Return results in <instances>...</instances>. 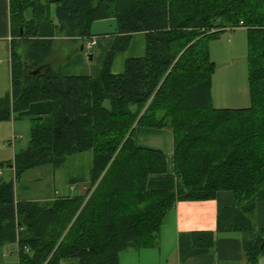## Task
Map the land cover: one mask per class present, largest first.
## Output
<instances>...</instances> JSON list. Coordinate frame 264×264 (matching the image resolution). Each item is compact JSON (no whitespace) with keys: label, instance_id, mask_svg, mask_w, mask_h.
Here are the masks:
<instances>
[{"label":"trees","instance_id":"16d2710c","mask_svg":"<svg viewBox=\"0 0 264 264\" xmlns=\"http://www.w3.org/2000/svg\"><path fill=\"white\" fill-rule=\"evenodd\" d=\"M7 2L10 95L0 98V122L32 102H49L50 113L30 121L26 146L6 165L12 178H0V249L8 246L16 264H118L120 254L156 245L176 203L227 191L234 201L218 212L217 233L239 236L246 264L264 258V229L253 219L264 203V0ZM106 19L114 40L95 77H62L44 63L57 35L90 38V25ZM238 27L246 31L248 105L214 108L207 42ZM134 34L144 38L143 55L111 74L112 57ZM136 127L170 132L172 190L146 191L147 177L166 164L163 153L135 145ZM86 150L92 165L83 195L14 201L24 171L60 169ZM212 241L207 232L182 236L179 256L203 255Z\"/></svg>","mask_w":264,"mask_h":264},{"label":"crops","instance_id":"0c3cea01","mask_svg":"<svg viewBox=\"0 0 264 264\" xmlns=\"http://www.w3.org/2000/svg\"><path fill=\"white\" fill-rule=\"evenodd\" d=\"M240 28L244 29L242 27L237 29ZM114 29L115 24L113 21L109 29H100L98 31H90L89 29L92 36L90 38L52 39L44 58V63L54 66L53 55L61 53L67 60L59 68L57 67L60 76L95 77L99 73L103 54L110 49L113 43L114 37L112 33ZM10 40L8 2L7 0H0V45L7 52L8 70ZM90 42L93 44L87 47ZM239 43V52L241 53V41ZM21 48L22 46L19 48V53ZM143 51V36L141 34L132 35L127 42L125 50L114 54L112 57L110 73L113 75L120 74L124 60L126 58L141 57ZM224 52L230 53V46ZM243 53L244 51H242V56ZM7 92H10V90ZM240 97L242 103L244 99L243 96ZM241 106L243 105H238V107L218 105V108H242ZM49 113V102H32L27 105L24 111L13 115L10 120L13 123L14 121L28 122L29 125L32 119L48 117ZM132 139L135 145L141 148L157 150L163 153L165 158V172L163 174L149 175L145 183L146 191L172 190L174 188V176L172 173V140L170 132L163 129L136 127L133 131ZM15 143H18V145L22 143L19 136ZM91 165L92 153L86 150L70 155L60 169L54 170L49 166L28 169L19 176L14 184L13 199L15 202L42 203L81 196L87 189ZM9 172H12L10 167H5L4 170L3 168L0 169L1 179L11 178L7 174ZM233 201L230 192L221 191L217 192L211 200L176 203L167 213L164 222L159 228L156 245L152 248L122 253L118 257V264H246L242 257L239 236L233 233H217L216 230L218 212L223 207L231 206ZM254 217L255 228L264 229V203L257 204ZM196 232L211 233L213 237L212 246L203 255L181 259L178 253L179 239L182 236L186 237ZM0 264H16V257L10 254L8 246L0 249ZM257 264H264V258L259 259Z\"/></svg>","mask_w":264,"mask_h":264},{"label":"rangeland","instance_id":"374dc122","mask_svg":"<svg viewBox=\"0 0 264 264\" xmlns=\"http://www.w3.org/2000/svg\"><path fill=\"white\" fill-rule=\"evenodd\" d=\"M112 20H98L91 24L90 31L109 29ZM110 25V26H109ZM239 28V27H238ZM62 33L53 39H61ZM241 41V53L239 52ZM246 31L244 29L221 30L211 36L207 42L208 57L214 66L211 76V104L214 108L218 105L224 107H238L248 104L247 92V65H246ZM230 46V53L224 52ZM23 50V48H22ZM242 51H244L242 56ZM67 58L61 53H55L52 61L54 66L63 64ZM7 65V52L0 45V98L6 94L10 95V75ZM244 101L241 103V97ZM29 135L28 122L6 120L0 122V163L11 164L13 155L26 146ZM21 138L22 143L18 145L15 141ZM15 138V140H14ZM18 142V141H17ZM18 145V146H17ZM12 178V172L7 173ZM6 176V175H5ZM2 174L0 173V178ZM16 181L14 182V184ZM13 184V186H14ZM255 219V217L253 218ZM255 225V220H254Z\"/></svg>","mask_w":264,"mask_h":264},{"label":"built area","instance_id":"2783aa9c","mask_svg":"<svg viewBox=\"0 0 264 264\" xmlns=\"http://www.w3.org/2000/svg\"><path fill=\"white\" fill-rule=\"evenodd\" d=\"M91 44H93L92 42L88 43L87 47H89Z\"/></svg>","mask_w":264,"mask_h":264},{"label":"water","instance_id":"95a60500","mask_svg":"<svg viewBox=\"0 0 264 264\" xmlns=\"http://www.w3.org/2000/svg\"><path fill=\"white\" fill-rule=\"evenodd\" d=\"M81 50V49H80ZM90 59V57H88Z\"/></svg>","mask_w":264,"mask_h":264}]
</instances>
